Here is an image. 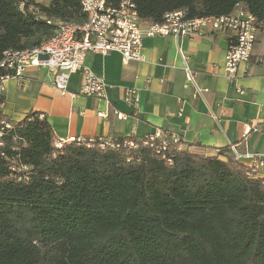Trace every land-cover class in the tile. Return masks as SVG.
I'll list each match as a JSON object with an SVG mask.
<instances>
[{"label": "trees", "instance_id": "trees-1", "mask_svg": "<svg viewBox=\"0 0 264 264\" xmlns=\"http://www.w3.org/2000/svg\"><path fill=\"white\" fill-rule=\"evenodd\" d=\"M133 1L143 22L244 5L264 26V0ZM61 22H87L80 0H0V63L41 47ZM1 87L0 116L13 119ZM90 139L58 148L40 112L14 122L0 152V264H264V172L228 148L193 153L171 136L165 150Z\"/></svg>", "mask_w": 264, "mask_h": 264}, {"label": "crops", "instance_id": "crops-1", "mask_svg": "<svg viewBox=\"0 0 264 264\" xmlns=\"http://www.w3.org/2000/svg\"><path fill=\"white\" fill-rule=\"evenodd\" d=\"M229 43L218 33L148 37L142 62L125 63L118 53L90 54L85 63L105 82L104 98L79 94L80 72L71 75L68 83L76 96H62L47 68L30 67L21 77L3 82V113L20 121L31 111L40 112L58 140L143 139L162 130L182 141L184 149L216 155L228 148L234 156L236 147L242 154L264 158V26L258 29L250 62L242 64L233 79L225 71ZM187 69L193 72L196 86L187 83ZM130 89L139 95L135 106L126 102Z\"/></svg>", "mask_w": 264, "mask_h": 264}, {"label": "built area", "instance_id": "built-area-1", "mask_svg": "<svg viewBox=\"0 0 264 264\" xmlns=\"http://www.w3.org/2000/svg\"><path fill=\"white\" fill-rule=\"evenodd\" d=\"M119 2V0H117ZM91 27L77 28V26H64L59 23L57 33L51 43L40 48L39 52L32 53L28 58L8 60V65L1 68L11 75L0 79V84L12 77H21L24 71L30 67L47 68L53 75V84L62 96H76L68 89L71 75L80 72L83 75V84L80 95L84 97L104 98L105 82L96 77L86 66V59L90 54H101L104 56L118 53L125 63L144 61V40L148 37L174 38L205 36L209 33H218L230 39L226 54L225 71L228 78L237 76L240 66L248 63L254 52L257 42L258 21L252 20L251 15L243 7L237 6L230 14L204 18L201 21H192L182 26H172V22H143L136 23L129 16H114L112 12L104 9L103 0H88ZM134 1L130 5H134ZM182 58H185L181 54ZM187 83L196 86L195 76L187 69ZM201 91V90H198ZM126 102L135 106L139 102L136 90L127 92ZM123 119V114L117 113ZM14 120L0 116V152L4 147V140L8 132L13 129ZM174 136L169 132L157 130L154 134L142 139L144 145L154 146L160 142L162 149L168 147L169 137ZM73 140L57 139V147L61 148L65 143ZM86 141V139H78ZM90 142L93 139L89 140ZM101 148L110 146L120 148V144L107 139L100 144ZM125 147L137 148L134 141L124 142ZM236 161L250 160L247 165L254 170L264 172V158L260 155L242 154L236 147L232 148Z\"/></svg>", "mask_w": 264, "mask_h": 264}, {"label": "bare ground", "instance_id": "bare-ground-1", "mask_svg": "<svg viewBox=\"0 0 264 264\" xmlns=\"http://www.w3.org/2000/svg\"><path fill=\"white\" fill-rule=\"evenodd\" d=\"M132 0H103L104 9H107L109 12H112L114 16H129L131 17L132 21H135L136 23H142L143 21L137 16L135 13V4L130 5ZM81 6L83 11L86 15L89 13V4L88 0H80ZM251 15V14H250ZM252 20L257 21V19L251 15ZM204 18H211V17H204ZM188 14L184 10H179L176 12L168 13L164 16L163 22H172V26H182L189 23ZM202 18H194L192 21H201ZM62 23V22H61ZM64 26H77V28H87L91 27V17H87V22L84 24H78V23H70V22H64ZM54 39V36L51 38ZM51 39L48 40L46 43H44L41 47L31 51V52H6L3 61L0 63V68L5 67V65H8V60H18L23 58H28L32 55V53H36L40 51V48H43V46H46L47 44L51 43ZM57 145V142H56Z\"/></svg>", "mask_w": 264, "mask_h": 264}, {"label": "rangeland", "instance_id": "rangeland-1", "mask_svg": "<svg viewBox=\"0 0 264 264\" xmlns=\"http://www.w3.org/2000/svg\"><path fill=\"white\" fill-rule=\"evenodd\" d=\"M36 1L40 4H43V5H48L51 2V0H36ZM239 7H243L244 9H246V7L244 5H240ZM67 143H70V142H67ZM190 151L193 153H200V154L204 153L203 151L199 150V148L198 149H192Z\"/></svg>", "mask_w": 264, "mask_h": 264}]
</instances>
